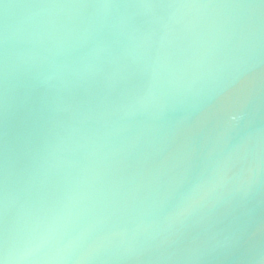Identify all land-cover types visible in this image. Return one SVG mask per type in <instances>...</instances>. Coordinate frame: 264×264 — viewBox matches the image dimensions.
I'll return each mask as SVG.
<instances>
[{"label":"water","instance_id":"water-1","mask_svg":"<svg viewBox=\"0 0 264 264\" xmlns=\"http://www.w3.org/2000/svg\"><path fill=\"white\" fill-rule=\"evenodd\" d=\"M0 264H264V0H0Z\"/></svg>","mask_w":264,"mask_h":264}]
</instances>
